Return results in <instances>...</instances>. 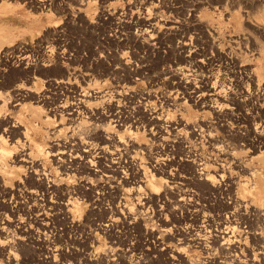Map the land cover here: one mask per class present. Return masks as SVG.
Returning a JSON list of instances; mask_svg holds the SVG:
<instances>
[{
	"label": "rangeland",
	"instance_id": "obj_1",
	"mask_svg": "<svg viewBox=\"0 0 264 264\" xmlns=\"http://www.w3.org/2000/svg\"><path fill=\"white\" fill-rule=\"evenodd\" d=\"M263 114L264 0H0V264H264Z\"/></svg>",
	"mask_w": 264,
	"mask_h": 264
},
{
	"label": "bare ground",
	"instance_id": "obj_2",
	"mask_svg": "<svg viewBox=\"0 0 264 264\" xmlns=\"http://www.w3.org/2000/svg\"><path fill=\"white\" fill-rule=\"evenodd\" d=\"M85 1V0H84ZM156 10V9H155ZM140 20H143V19H140ZM144 20H145V18H144ZM151 20H153V19H151ZM151 20H149L150 22H151ZM144 22V21H143ZM141 23H142V21H141ZM147 23V22H146ZM144 25V24H143ZM147 25H149V23L147 24ZM163 25H165V24H163ZM149 29H150V27H148ZM148 29V30H149ZM153 29V32L155 31H157V30H155L154 28H152ZM152 29H150V30H152ZM147 30V31H148ZM162 30V29H161ZM166 30V29H165ZM169 30H171V29H169ZM146 31V30H145ZM146 31V32H147ZM164 32V31H163ZM148 33V32H147ZM162 33V32H161ZM160 34V33H159ZM148 35V34H147ZM160 36H161V34H160ZM147 38H148V36H147ZM158 38V37H157ZM156 38V39H157ZM155 39V38H154ZM152 40V39H151ZM150 41V40H149ZM158 41V40H157ZM156 41V43H158ZM148 42V41H147ZM151 42V41H150ZM155 42V41H154ZM148 45V44H147ZM179 45H181V44H179ZM154 47L155 46V44H153V41H152V45H151V47ZM184 46V45H183ZM178 48V50H181V47H177ZM183 48V47H182ZM181 53V52H180ZM196 64L194 65L193 64V66L191 65L190 67H191V69H192V67L194 68V67H199V63H200V65H201V63H203V62H195ZM130 69V68H129ZM191 69H189V67H186V68H176V70H172V71H169V70H166V72H165V75H168L167 73L168 72H172L173 74H175V76H176V78H173L174 80H176V82L179 84V85H181V87H182V85L184 84L185 86H186V88H187V91L189 90V92H186V94L189 96L190 95V99H191V101H194V105H197V104H200V106H202L201 104L203 103V105H205L204 104V101L202 100V99H206L207 97H215V101H219L218 102V106L217 105H215V106H210L211 107V110H212V112L214 113V114H216V115H220L221 116V114L223 113V114H225L224 112H226L228 109L226 108L227 107V105L225 104V102L227 103V99H228V96H227V94L224 92L225 90L224 89H221L220 88V86H218L217 84H216V82L215 83H213L210 87H209V89H208V87H206L208 90H206V88L205 87H203L204 86V84H205V82L203 81V80H201L200 79V81H199V85L200 86H198L197 84V86H195V84H193V82H192V80L190 79V75H189V72L191 71V73H192V70ZM197 69V68H196ZM189 71V72H188ZM190 73V74H191ZM194 74V73H193ZM203 77V76H202ZM65 82V81H64ZM207 82V81H206ZM59 83V82H58ZM64 85V84H63ZM16 89H14V91L11 93H9V94H12V96L11 95H9V94H5V95H3V99H10L11 101H9L8 103H10L11 104V107L12 108H15V107H19L20 106V101H21V99H23V97H25V95L24 94H26V93H23V91H22V89H21V87H15ZM204 88V89H203ZM202 89L203 90H205L206 91V93H202L203 91H202ZM224 90V91H223ZM180 90H176V91H174L173 92V94L175 95V97L177 98V99H179V100H182V96H181V92H179ZM18 92H20V93H18ZM22 92V93H21ZM208 93H210V94H208ZM185 94V95H186ZM27 96V95H26ZM17 97H18V99H17ZM80 97V96H79ZM85 97V96H84ZM168 98V97H167ZM189 98V97H188ZM8 99V100H9ZM81 99V98H80ZM85 99V98H84ZM189 99V100H190ZM79 100V99H78ZM168 101V100H167ZM78 102V101H77ZM81 103H82V106H80V107H82V109L83 110H85V111H87V101L86 100H84V101H80ZM79 102V103H80ZM77 104V103H76ZM80 105V104H79ZM76 106V105H75ZM74 107V106H73ZM205 107V106H204ZM70 109V108H69ZM206 109H207V107H206ZM210 109V108H209ZM75 110V109H74ZM77 110V109H76ZM76 110H75V112H76ZM79 110V109H78ZM210 110V111H211ZM68 111H70V110H68ZM72 111V110H71ZM70 111V112H71ZM72 113V112H71ZM74 113V112H73ZM155 114V113H154ZM153 114V115H154ZM229 114V113H228ZM252 115V114H251ZM264 115V114H263ZM249 117V116H248ZM2 119V118H1ZM254 119H255V117H254ZM253 119V120H254ZM3 120H5V119H3ZM2 120V121H3ZM8 120V119H7ZM159 120H162L161 118H159L158 116H153V120L151 119V124H156V122L158 123V121ZM164 122H166L167 123V119L166 120H164ZM1 123V122H0ZM5 123L6 124H9V121H7L6 122V120H5ZM263 123V122H262ZM5 124V125H6ZM168 124V123H167ZM4 126V125H3ZM174 126H176V127H180L181 128V121H178V122H174V123H172L170 126H167V127H174ZM17 129V127L15 126V125H13V129H12V127H7V132L8 133H14V134H16V136L18 135V131L16 130ZM178 128H173V130L174 131H179L178 130ZM255 133H257V135H260V133H261V130H257L256 129V131H255ZM21 134V133H20ZM102 136V135H101ZM103 139V138H102ZM110 140V139H109ZM115 142V141H114ZM118 143V142H117ZM79 144V143H78ZM78 146V145H77ZM77 148H79V146L77 147ZM101 150V149H100ZM60 154H63V152H59ZM3 154V153H2ZM230 156V155H229ZM86 157V156H85ZM77 158V157H76ZM115 160V159H114ZM133 160V159H132ZM114 162V161H113ZM133 162V161H132ZM119 163V162H118ZM154 163H158L157 161H154ZM91 163H88V162H86V165L84 166L87 170H89V165H90ZM115 164V163H114ZM135 164V163H134ZM135 166V165H134ZM197 166V165H196ZM194 167V166H193ZM64 171H66V169L64 168L63 169ZM154 170V169H153ZM200 170H202V169H199V171ZM140 172V171H139ZM201 172V171H200ZM142 174V177L141 178H138L137 180H136V183H134V187H132V188H130L131 190L130 191H134L136 188H138V189H140L139 188V185L142 183V179H145L146 180V183H148V185H149V187H151L152 189L154 188V183H153V175L152 174H147L146 172H142L141 173ZM198 175H199V177H201L202 176V179H203V181H204V176H203V174L202 173H198ZM254 178V177H253ZM168 179H170L171 181L173 180V179H175V178H172V175H171V177L170 178H168ZM124 180V179H123ZM42 181V180H41ZM170 181V182H171ZM256 181L257 182H255V184H254V186L253 187H251V189L248 187V188H246V190L244 191L245 193H248L250 196L252 195V196H257V197H259V198H263L264 197V173H262L261 172V174H260V176L256 179ZM170 182H168V183H170ZM42 183L43 184H45V182L44 181H42ZM142 185V184H141ZM169 185V184H168ZM166 183L164 184V186H163V192H168V191H170V186H168ZM53 186V185H52ZM215 187V186H214ZM156 188V187H155ZM51 189H52V187H51ZM54 189V188H53ZM128 191V190H127ZM129 192V191H128ZM134 193V192H133ZM31 194V193H30ZM143 195V194H142ZM143 198V197H142ZM181 203V197L179 198V200H178V203ZM177 203V204H178ZM70 205V204H69ZM181 205V204H180ZM66 206V205H65ZM64 206V207H65ZM164 207V206H163ZM39 208V207H38ZM168 209V208H167ZM166 209V210H167ZM162 210V209H161ZM36 211V210H35ZM34 211V212H35ZM119 211V210H118ZM121 211V210H120ZM37 213V212H36ZM69 213V212H68ZM40 216H41V218H39L38 219V222H39V224H41V226H42V229H46V230H48V228H49V225H48V223L45 221V219H46V216H44L42 213L40 214ZM39 216V217H40ZM37 219V218H36ZM47 220V219H46ZM7 222L9 221V220H6ZM35 221V220H34ZM48 221V220H47ZM112 222H115V219H113V220H110V223H112ZM8 223H10V222H8ZM225 223V222H224ZM7 224V223H6ZM6 224H1V226H3L2 228H5V225ZM8 226V225H7ZM22 229V228H21ZM168 232V231H167ZM164 233V232H163ZM162 233V234H163ZM169 233V232H168ZM223 233V232H222ZM221 233V234H222ZM165 234V233H164ZM218 234V233H217ZM224 234V233H223ZM219 236V235H218ZM219 237H221V235L219 236ZM219 237H217V238H219ZM216 238V240H218ZM11 240H12V238H10ZM10 239H8V240H10ZM22 238H17L16 239V241H18L19 242V240H21ZM225 242H224V244L226 245V244H229V242L230 241H228V239L227 240H225L224 239V236H223V238H222ZM221 239V240H222ZM231 239V238H230ZM15 240V239H14ZM219 241H220V239H219ZM8 243H11L10 241H7ZM21 242V241H20ZM8 243H7V245H8ZM236 244V243H235ZM221 247H224V246H221ZM223 249V248H222ZM176 251V250H175ZM179 254V253H178ZM46 261H47V259H46ZM51 261V259L49 260L48 259V261H47V263L49 264V263H52V261Z\"/></svg>",
	"mask_w": 264,
	"mask_h": 264
}]
</instances>
